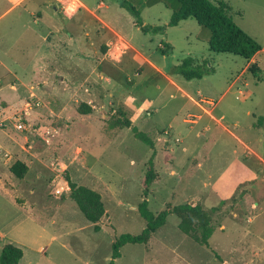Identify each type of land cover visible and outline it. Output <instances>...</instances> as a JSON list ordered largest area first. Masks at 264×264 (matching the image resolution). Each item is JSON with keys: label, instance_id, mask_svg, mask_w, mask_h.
Wrapping results in <instances>:
<instances>
[{"label": "rangeland", "instance_id": "rangeland-1", "mask_svg": "<svg viewBox=\"0 0 264 264\" xmlns=\"http://www.w3.org/2000/svg\"><path fill=\"white\" fill-rule=\"evenodd\" d=\"M211 1L227 3L260 44L253 59L210 51L195 19L169 27L173 0H75L70 15L73 0H0V254L11 244L23 252L19 264H109L116 238L146 227L138 206L154 156L150 211L220 207L211 249L171 215L116 264H264V0ZM124 2L163 31L143 33ZM188 57L215 73L193 81L170 73ZM29 107L19 131L15 118ZM124 119L129 128L116 126ZM45 130L55 132L49 145ZM17 161L28 167L21 181L9 171ZM69 182L101 196L97 225Z\"/></svg>", "mask_w": 264, "mask_h": 264}, {"label": "trees", "instance_id": "trees-1", "mask_svg": "<svg viewBox=\"0 0 264 264\" xmlns=\"http://www.w3.org/2000/svg\"><path fill=\"white\" fill-rule=\"evenodd\" d=\"M178 5V9L173 12L169 27H177L180 22L195 19L203 30L209 32L208 46L210 51L220 54H233L248 61L253 59L261 52L260 44L244 32L233 21L231 14L232 8L225 2L213 3L211 0H173ZM125 8L135 17V26L143 33L152 32L154 34L163 31L162 28H147L143 25L141 11L131 3H123ZM163 53V52H162ZM173 75H179L186 81L201 80L205 76L215 73L214 68L209 62L200 61L196 58H185L180 65L174 67L171 72ZM85 112V110H82ZM116 126L129 128V120H118ZM134 136L143 144L153 148V141L137 128H132ZM10 173L18 180H24L28 174L26 164L17 161L10 168ZM157 179L155 171L154 156L148 161L147 170L142 182L144 199L138 206V213L145 221L146 227L138 235L122 234L114 241L109 264H116L121 258V250L126 245H146L152 235L162 228L167 218L174 215L179 220L178 229L185 236L191 238L196 244L207 249L210 248V239L213 234L212 222L213 214L219 211V208L205 211L200 205L192 206L188 204L175 207H168L158 215H155L149 209L148 195L151 187ZM71 198L78 204L85 220L91 225H97L105 214V207L101 196L95 191L77 186L69 182ZM227 201H221L220 206L226 205ZM215 220V217H214ZM211 252L219 259L213 250ZM23 258V252L20 248L8 244L4 246L0 254V264H19Z\"/></svg>", "mask_w": 264, "mask_h": 264}, {"label": "built area", "instance_id": "built-area-1", "mask_svg": "<svg viewBox=\"0 0 264 264\" xmlns=\"http://www.w3.org/2000/svg\"><path fill=\"white\" fill-rule=\"evenodd\" d=\"M58 1L61 2V0H58ZM77 9L78 8H76L75 11ZM31 109H32V107H29V110L23 112V114H20L18 118H15V122H16L15 128L17 130H19V131L27 130V127H26L27 119L25 117L29 115V111ZM54 138H55V132L50 131V130H45L43 132V139H44L46 144H48V145L51 144V142ZM57 178H58V175H56V181H57ZM56 193L58 196H61L64 193V187L60 186Z\"/></svg>", "mask_w": 264, "mask_h": 264}, {"label": "clouds", "instance_id": "clouds-1", "mask_svg": "<svg viewBox=\"0 0 264 264\" xmlns=\"http://www.w3.org/2000/svg\"><path fill=\"white\" fill-rule=\"evenodd\" d=\"M76 7H77V4H76L75 0H73V2L70 3L66 7V9H65L66 10V13L70 15L71 13H73L75 11Z\"/></svg>", "mask_w": 264, "mask_h": 264}, {"label": "crops", "instance_id": "crops-1", "mask_svg": "<svg viewBox=\"0 0 264 264\" xmlns=\"http://www.w3.org/2000/svg\"><path fill=\"white\" fill-rule=\"evenodd\" d=\"M250 175H252V174L249 173V176H250Z\"/></svg>", "mask_w": 264, "mask_h": 264}]
</instances>
